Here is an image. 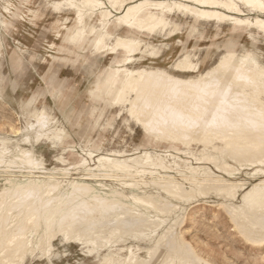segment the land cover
I'll use <instances>...</instances> for the list:
<instances>
[{"label":"bare ground","instance_id":"obj_1","mask_svg":"<svg viewBox=\"0 0 264 264\" xmlns=\"http://www.w3.org/2000/svg\"><path fill=\"white\" fill-rule=\"evenodd\" d=\"M52 14L62 15L49 29L60 44H49L50 61L39 59L48 67L41 78L45 88L25 109L47 96L53 106L43 102L30 110L22 131L11 127L16 140L0 138V264H26L29 258L54 264L55 241L82 246L100 264H214L180 232L192 214L181 204L196 202L199 213L201 199L211 195L235 231L253 249H263L264 0H0V66L6 36L27 24L37 27ZM207 29L210 37L204 36ZM205 39L213 43L203 54L197 43ZM173 47L181 55L170 70L144 65L162 60ZM213 49L223 51L201 72ZM106 57L86 89L94 105L90 121L105 128L123 117L141 127L150 143L194 159L197 167L180 155L147 152L136 159L115 152L93 159L86 149L80 154L73 148L65 124L73 120L74 88L60 78V68L99 67ZM9 59L20 75L22 50ZM9 83L0 75L4 102ZM40 145L56 153L52 169L37 154ZM198 145L202 151L194 149ZM244 167L253 168L245 174L249 180L239 177ZM106 179L122 189L101 183ZM101 251L106 254L99 257Z\"/></svg>","mask_w":264,"mask_h":264},{"label":"rangeland","instance_id":"obj_2","mask_svg":"<svg viewBox=\"0 0 264 264\" xmlns=\"http://www.w3.org/2000/svg\"><path fill=\"white\" fill-rule=\"evenodd\" d=\"M51 1L58 2L59 0ZM225 13L232 17L236 16L233 12L225 11ZM112 14L113 16L118 17L120 12L112 10ZM59 16L62 15L52 14L37 27L27 24L20 27L18 32L6 36V46L4 48V58L1 59L0 75L4 76L5 79L10 81V83L7 84L4 92L6 101L4 102L0 99V138L16 140L15 132L11 130V127H14L16 131H22L26 126L27 114L30 110L41 108L43 102L49 107L53 106V99L50 96H47L45 98L40 97L38 102L33 104L30 108L25 109V105H27V102L33 98L36 91L45 88L41 78L47 73L48 67L44 66L39 59L47 58L50 61L49 56L53 52L48 49L49 44L52 42L60 44L59 41L52 37L51 34L53 31H49L52 23H54ZM253 17H255L254 14H251L250 18ZM212 33V30L207 29L204 36L210 37ZM177 36L179 38L183 37L185 40L183 33H179ZM225 39V35H222L217 38L216 42L221 46ZM193 43L194 42L188 44L190 49L193 47ZM212 43L213 41L211 39H205L197 44L204 49L211 46ZM245 43L246 42H244V44ZM20 50H22L25 60L23 61V70L21 74L17 76L14 74L11 67L9 55L12 52L20 53ZM25 51L28 52V54L25 53ZM222 51L223 50L220 51L216 49L211 50V56L202 64L201 72H205L212 67L218 61ZM205 52L206 49L203 50V54H205ZM35 54L37 59H31L30 57ZM180 55L181 48L173 47V50L162 60L156 61L155 64H151L147 61L144 65L148 67H162L170 70L169 68L173 66ZM109 58L110 57L104 58L102 65L99 67H90L88 64H77L74 67L68 65L60 68V78L62 80H69V83L74 88L71 96L74 98V103L71 107L74 110L73 114H71L73 120L70 124H65L66 130L70 136L68 141L73 148L80 154H82L81 148L86 149L88 154H92L93 159H97L98 156L107 154H112L111 156H113L115 152H125L127 153L126 155H130L136 159H138L137 155L141 156V159L146 158L145 154L147 152L158 155H173L174 157L180 155V158L189 161L191 165L197 167L198 165L194 159H191L190 157L188 158L186 155L175 150H166L164 149V145L156 146L155 143H150L149 138H147L145 131L141 127L135 123L128 125L125 124L122 120L123 117L117 118L112 127L105 128H102L104 126H96L95 123L90 121V110L94 105L89 96H87L86 89L89 87V84L94 81L95 75L99 74L102 67L109 61ZM113 65L114 63H112V66ZM98 107H100V105H98ZM112 111L114 112V110ZM53 113L59 116L58 110L53 111ZM107 116H110V113H107L100 120L99 124H105ZM79 117L80 120L77 122L76 120ZM193 147L198 151L203 150L201 145ZM36 149L37 154L43 156L47 162V167L49 169H52L57 165L53 162V157L56 155L54 150L43 145L38 146ZM83 155L85 156V154ZM89 160L91 161L90 158ZM91 165H94L93 161L91 162ZM232 165L237 167L235 164ZM206 166L215 171L211 165H200V167ZM251 169L253 168H242L239 177L244 180L248 179L245 174L252 173ZM76 177L78 176H73V178ZM3 180L4 177L0 174V185L4 184ZM250 181L254 183L256 180L252 179ZM96 182L100 183V181H93L92 183ZM101 183L122 189L119 184L111 179H106ZM125 191L128 190L126 189ZM206 201L208 202L207 204L205 203ZM217 202H219V200L215 195H211L206 199L202 198L200 202V204H202V211L199 213L196 212V205L198 203L193 202L190 206H182L181 204L182 209L186 210L184 213L190 212L193 214H190L186 218L185 224L180 230L184 239L192 244L198 253L206 257L208 260L213 261L214 264H264V248L259 250L253 249L243 236L235 231L228 216L217 207ZM175 203L176 202H173V204ZM59 242L60 241H55L54 243V253L56 255L55 258H53L54 264H100L98 256L90 255L87 249L84 250L82 246L79 247V245H69V243ZM133 244L134 243L131 241L126 243L128 246ZM102 254L104 255L106 252L101 251L99 257H102ZM25 263L50 264L47 260H40L39 258H29Z\"/></svg>","mask_w":264,"mask_h":264}]
</instances>
